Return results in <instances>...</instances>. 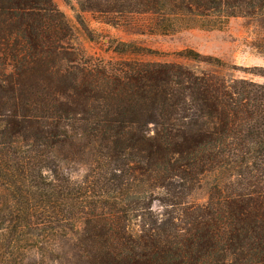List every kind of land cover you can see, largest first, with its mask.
Listing matches in <instances>:
<instances>
[{"label":"trees","instance_id":"trees-1","mask_svg":"<svg viewBox=\"0 0 264 264\" xmlns=\"http://www.w3.org/2000/svg\"><path fill=\"white\" fill-rule=\"evenodd\" d=\"M259 4L106 0L96 11L145 14L150 30L171 32ZM72 40L53 0H0V176L18 222L42 209L45 230L72 231L68 250H48L74 264H264V83L178 62L104 63ZM77 163L81 179L68 170ZM200 189L207 201L192 203Z\"/></svg>","mask_w":264,"mask_h":264},{"label":"rangeland","instance_id":"rangeland-1","mask_svg":"<svg viewBox=\"0 0 264 264\" xmlns=\"http://www.w3.org/2000/svg\"><path fill=\"white\" fill-rule=\"evenodd\" d=\"M65 13L73 29V44L93 60L104 63L117 60L136 59L152 62H178L195 70H208L227 77H246L264 83V5L259 4L251 12L231 16L217 27H201L193 21L184 22L175 31L150 30L148 16L140 13H110L102 15L96 11L106 0H53ZM112 1V0H109ZM133 43L136 52L119 53V43ZM193 49L203 55L220 58L225 64H207L183 57L180 51ZM27 145L21 150H26ZM68 170L77 179L85 174V166L72 164ZM0 176V264H74L49 251L54 244L69 249L72 231L60 230L50 233L44 229L42 209H29L25 222H18L23 214L14 208L13 186L8 188ZM204 189L194 192L192 203L207 201ZM155 207H160L155 204ZM30 222V224H29ZM19 225V229L17 226ZM53 225V224H52ZM81 226V227H80ZM36 227L39 229L36 232ZM49 227V226H47ZM52 226H50L51 228ZM79 229L83 226L78 223ZM39 233V234H38ZM56 234L52 236L51 234ZM76 240V238H75ZM67 243V244H66ZM70 243V244H68Z\"/></svg>","mask_w":264,"mask_h":264}]
</instances>
